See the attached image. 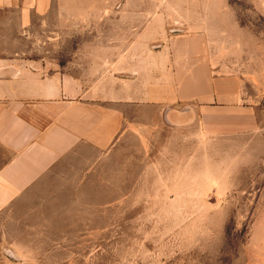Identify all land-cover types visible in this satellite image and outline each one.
Returning a JSON list of instances; mask_svg holds the SVG:
<instances>
[{
  "label": "rangeland",
  "instance_id": "1",
  "mask_svg": "<svg viewBox=\"0 0 264 264\" xmlns=\"http://www.w3.org/2000/svg\"><path fill=\"white\" fill-rule=\"evenodd\" d=\"M53 3L32 17L54 22L38 28L59 43L45 44L58 49L53 73L100 100L146 95L128 98L112 146H81L0 212V264H264V0ZM186 58L244 79L258 128L207 134L198 114L168 124L153 90L168 94Z\"/></svg>",
  "mask_w": 264,
  "mask_h": 264
},
{
  "label": "crops",
  "instance_id": "2",
  "mask_svg": "<svg viewBox=\"0 0 264 264\" xmlns=\"http://www.w3.org/2000/svg\"><path fill=\"white\" fill-rule=\"evenodd\" d=\"M59 6L53 0H0V212L46 184L81 146L99 150L112 146L126 125L125 107L132 105L128 98L142 101L146 95L142 90L133 94L108 90L100 100L97 87L85 88L78 78L53 73L58 49L45 44L59 43L38 28L54 22L32 17L47 16ZM163 47V42L150 45L154 51ZM179 64L180 74L170 79L172 90L160 96L157 91L163 89L153 90L168 124H191L198 114L207 134L258 128L256 105L244 79L216 74L209 63L195 59ZM119 76L128 81L138 72L123 71ZM187 103L194 105L179 106Z\"/></svg>",
  "mask_w": 264,
  "mask_h": 264
}]
</instances>
